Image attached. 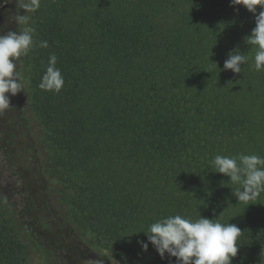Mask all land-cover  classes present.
Instances as JSON below:
<instances>
[{
    "label": "trees",
    "instance_id": "trees-1",
    "mask_svg": "<svg viewBox=\"0 0 264 264\" xmlns=\"http://www.w3.org/2000/svg\"><path fill=\"white\" fill-rule=\"evenodd\" d=\"M21 3L0 0V34L20 31V14L35 29L24 90L0 115V264H176L145 235L173 215L237 225L231 264H264V192L237 201L210 163L264 157L254 15L230 0ZM233 49L247 57L236 75L223 70ZM52 54L59 93L39 87Z\"/></svg>",
    "mask_w": 264,
    "mask_h": 264
},
{
    "label": "clouds",
    "instance_id": "clouds-1",
    "mask_svg": "<svg viewBox=\"0 0 264 264\" xmlns=\"http://www.w3.org/2000/svg\"><path fill=\"white\" fill-rule=\"evenodd\" d=\"M237 5L254 15L255 27L247 36L246 43L255 46L254 67L256 71H262L264 0H230V6ZM21 8L23 13H34L40 8V0H22ZM16 20L23 26L20 31L0 34V115L10 109V96L24 90V76L18 70V64L35 46V29L30 25L31 16L20 14ZM40 47L47 48V41H41ZM246 62L247 57L239 49L230 50L223 70H231L234 75L240 74L241 66ZM56 63V55H50L39 87L59 93L64 85V78ZM210 163L215 169L214 173H220L240 186L232 191L237 201L248 202L264 192V157L255 154L233 157L216 155ZM242 234L237 225L229 222L224 224L201 215L195 221L173 215L152 223L145 235L161 258L165 254L170 258L175 257L176 264H231L239 250L237 241ZM139 243L142 250L147 251L148 243Z\"/></svg>",
    "mask_w": 264,
    "mask_h": 264
},
{
    "label": "rangeland",
    "instance_id": "rangeland-1",
    "mask_svg": "<svg viewBox=\"0 0 264 264\" xmlns=\"http://www.w3.org/2000/svg\"><path fill=\"white\" fill-rule=\"evenodd\" d=\"M102 254L106 255V252L104 250H100ZM78 254H80V250L77 252ZM108 258V263L109 264H121L120 262L116 261L115 259L113 258H110V257H107ZM66 259V258H65ZM67 261L66 262H69L70 264L75 262V261H78L76 258H71V257H68V259H66ZM94 258L91 259L89 262H94ZM96 261V260H95ZM79 262V261H78ZM29 263L30 264H55V262L53 261L52 258H46L44 255H39V254H32L30 257H29Z\"/></svg>",
    "mask_w": 264,
    "mask_h": 264
}]
</instances>
